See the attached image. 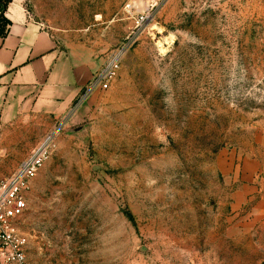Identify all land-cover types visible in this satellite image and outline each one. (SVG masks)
<instances>
[{
    "label": "rangeland",
    "instance_id": "374dc122",
    "mask_svg": "<svg viewBox=\"0 0 264 264\" xmlns=\"http://www.w3.org/2000/svg\"><path fill=\"white\" fill-rule=\"evenodd\" d=\"M141 2L24 0L97 62L91 82L123 52L112 86L50 132L18 225L28 259L264 264V0H164L136 29Z\"/></svg>",
    "mask_w": 264,
    "mask_h": 264
},
{
    "label": "crops",
    "instance_id": "0c3cea01",
    "mask_svg": "<svg viewBox=\"0 0 264 264\" xmlns=\"http://www.w3.org/2000/svg\"><path fill=\"white\" fill-rule=\"evenodd\" d=\"M6 17L12 25L0 39V182L67 121L99 71L34 22L24 0H13Z\"/></svg>",
    "mask_w": 264,
    "mask_h": 264
},
{
    "label": "built area",
    "instance_id": "2783aa9c",
    "mask_svg": "<svg viewBox=\"0 0 264 264\" xmlns=\"http://www.w3.org/2000/svg\"><path fill=\"white\" fill-rule=\"evenodd\" d=\"M163 1L142 0L141 9L138 3L127 4L126 11L134 15L136 29L150 22L153 11ZM122 56V50L111 54L82 98L96 89L106 91L112 86L121 71ZM55 141L53 133L47 134L14 174L0 182V264H31L28 259V238L20 233L18 225L28 209L26 195L31 182L53 155Z\"/></svg>",
    "mask_w": 264,
    "mask_h": 264
},
{
    "label": "trees",
    "instance_id": "16d2710c",
    "mask_svg": "<svg viewBox=\"0 0 264 264\" xmlns=\"http://www.w3.org/2000/svg\"><path fill=\"white\" fill-rule=\"evenodd\" d=\"M12 1L13 0H0V39L7 37L12 25L11 21L6 17V11Z\"/></svg>",
    "mask_w": 264,
    "mask_h": 264
}]
</instances>
